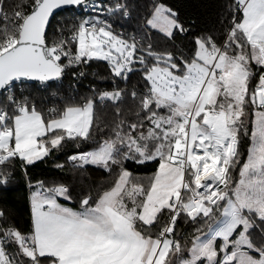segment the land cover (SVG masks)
Segmentation results:
<instances>
[{
    "label": "snow or ice",
    "instance_id": "snow-or-ice-1",
    "mask_svg": "<svg viewBox=\"0 0 264 264\" xmlns=\"http://www.w3.org/2000/svg\"><path fill=\"white\" fill-rule=\"evenodd\" d=\"M87 3L0 0V185L17 161L27 175L69 142L91 144L68 157L73 169L114 176L79 195L65 182L29 181L30 229L0 211V264H264V0H230L223 39L196 35L180 57L100 16L49 42L56 10ZM108 11L127 15L119 0ZM146 24L169 40L187 31L164 3ZM91 61L121 80L139 68L134 120L119 88L46 111L21 91L51 88ZM97 101L116 106L110 123H100ZM128 161L156 168L140 177ZM180 220L196 226L190 238H178Z\"/></svg>",
    "mask_w": 264,
    "mask_h": 264
},
{
    "label": "trees",
    "instance_id": "trees-1",
    "mask_svg": "<svg viewBox=\"0 0 264 264\" xmlns=\"http://www.w3.org/2000/svg\"><path fill=\"white\" fill-rule=\"evenodd\" d=\"M18 2L19 0H7L8 4ZM116 2L117 0H115ZM159 3H164L178 13L179 20L187 29L185 33L177 32L174 39L169 40L162 34L148 28L146 20L149 18L153 6ZM125 4L130 17L123 19L118 15L114 16L112 18L113 30L121 32L125 37L140 39L145 45L150 42L154 49L171 51L177 57H180L182 53L188 54L189 46L196 35H211L222 40L230 17V0H125ZM72 24H76L75 17H71L67 13L56 14L47 30L49 42L61 38L67 30L65 26L71 27ZM143 25L145 28L142 27ZM146 31L151 32L150 37L146 35ZM80 71H83L84 75L80 80L79 87L76 88L77 91L72 92L73 75ZM142 82L139 68H135L127 80H121L111 75L106 62L91 61L80 67H68L61 81L53 84L51 88L47 87V89L41 90L39 85L35 84V87L24 88L23 92L29 94L31 99L46 111L52 100L54 101L51 105L58 108L69 99L82 102L86 97H93L105 90L112 91L119 88L126 94L125 101L120 104V109L128 120H134L135 104L128 94L133 90H139ZM97 105L100 123L102 125L106 122L110 123L115 116L116 106L108 101L103 103L97 101ZM90 147L91 144L76 145L69 142L63 150L54 151L45 160L28 166L27 175L21 167V162L17 161L8 184L6 186L0 185V211L6 214L7 222L25 232L30 229L29 181L32 183L41 180L46 183L65 182L72 187L76 195L89 190L94 193L95 189L101 185L108 186L114 176H110L93 166H86L85 169L77 171L73 169L68 160L70 155ZM58 163L63 164L64 169L56 168L55 165ZM126 166L140 177L149 176L156 168L155 162L141 165L128 161ZM195 227V225L185 223L183 220L178 221V238L184 239L186 234L190 238Z\"/></svg>",
    "mask_w": 264,
    "mask_h": 264
},
{
    "label": "built area",
    "instance_id": "built-area-1",
    "mask_svg": "<svg viewBox=\"0 0 264 264\" xmlns=\"http://www.w3.org/2000/svg\"><path fill=\"white\" fill-rule=\"evenodd\" d=\"M120 3L125 4V0H121ZM115 4H116L115 0H88V3H87L86 7H75V8H72L70 10L65 11L64 13H67L71 17H75L76 23H78L82 18H90V17L100 16V18L105 19L107 22H109L112 25V18L114 16H116V15L120 16L123 19H128L130 17V13H129V10L127 9V7H126L127 15H122L120 12H111L110 13L108 11V9L110 7H112V6H114ZM93 5H100L102 7H101V9L98 10L97 8L93 7ZM142 27L145 28L144 25ZM146 35L148 37H150L151 36V32L150 31H146ZM137 40L140 43H142L140 39H137ZM82 65H74V67H80ZM81 73H83V71H80V72L76 73L75 75H73L74 82H73V85L71 87V91L72 92H76L77 91L76 88L79 87L80 80L82 79V77L84 75V73H83V75H81ZM59 81H61V80H59ZM32 84L39 85L41 90L47 89V86H45V85H40L38 83H32ZM21 91H23V89H21ZM54 97H57V95H54ZM53 101L54 100L51 101V104H52ZM51 104L48 105L47 107L48 108L55 107V106H53ZM29 196H30V194H29Z\"/></svg>",
    "mask_w": 264,
    "mask_h": 264
},
{
    "label": "water",
    "instance_id": "water-1",
    "mask_svg": "<svg viewBox=\"0 0 264 264\" xmlns=\"http://www.w3.org/2000/svg\"><path fill=\"white\" fill-rule=\"evenodd\" d=\"M75 7H77V6H66V7H62L61 9L56 10V12L54 13V16H55L56 14L62 12V11L65 12V11L70 10V9H72V8H75ZM58 81H59V80H58ZM58 81H54V82H51V83L53 84V83H56V82H58ZM30 83H37V82H30Z\"/></svg>",
    "mask_w": 264,
    "mask_h": 264
},
{
    "label": "rangeland",
    "instance_id": "rangeland-1",
    "mask_svg": "<svg viewBox=\"0 0 264 264\" xmlns=\"http://www.w3.org/2000/svg\"><path fill=\"white\" fill-rule=\"evenodd\" d=\"M60 13H64V11H62V12H60ZM147 25V24H146ZM116 32V31H115ZM117 34H121L122 35V33L120 32H116ZM125 37V36H124ZM125 38H128V39H131V38H129V37H125ZM136 68H138V67H136ZM55 84V83H54ZM55 165V164H54ZM257 235H259V233H257ZM182 240H183V238H182Z\"/></svg>",
    "mask_w": 264,
    "mask_h": 264
}]
</instances>
